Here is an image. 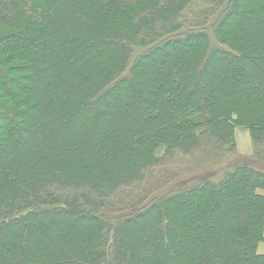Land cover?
Listing matches in <instances>:
<instances>
[{"label": "trees", "instance_id": "obj_1", "mask_svg": "<svg viewBox=\"0 0 264 264\" xmlns=\"http://www.w3.org/2000/svg\"><path fill=\"white\" fill-rule=\"evenodd\" d=\"M262 243L264 0H0V264H264Z\"/></svg>", "mask_w": 264, "mask_h": 264}, {"label": "rangeland", "instance_id": "obj_2", "mask_svg": "<svg viewBox=\"0 0 264 264\" xmlns=\"http://www.w3.org/2000/svg\"><path fill=\"white\" fill-rule=\"evenodd\" d=\"M236 140H237V146H238V156L235 162H242L244 160H250V157L252 156V145H251V139L249 137V133L246 130L237 129L236 131ZM232 160V159H230ZM232 163V162H231ZM225 166V165H223ZM257 166V165H255ZM227 167V166H226ZM215 171H218V175L215 176L213 179L220 180L222 179L224 172H221L220 168H217ZM223 173V174H222Z\"/></svg>", "mask_w": 264, "mask_h": 264}, {"label": "crops", "instance_id": "obj_3", "mask_svg": "<svg viewBox=\"0 0 264 264\" xmlns=\"http://www.w3.org/2000/svg\"><path fill=\"white\" fill-rule=\"evenodd\" d=\"M251 152H252V150H251ZM258 252H259V254L264 255V243H262L260 245Z\"/></svg>", "mask_w": 264, "mask_h": 264}]
</instances>
